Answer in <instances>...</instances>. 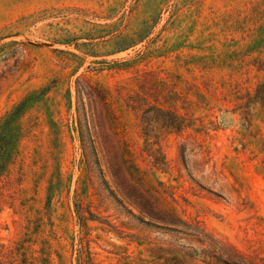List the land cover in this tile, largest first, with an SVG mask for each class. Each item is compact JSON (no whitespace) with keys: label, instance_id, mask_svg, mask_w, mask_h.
I'll return each mask as SVG.
<instances>
[{"label":"rangeland","instance_id":"obj_1","mask_svg":"<svg viewBox=\"0 0 264 264\" xmlns=\"http://www.w3.org/2000/svg\"><path fill=\"white\" fill-rule=\"evenodd\" d=\"M3 43L19 65L0 78V116L37 95L0 189V243L15 258L5 264H264V107L250 103L264 74V0H0ZM0 53L2 72L5 44ZM79 75L107 92L157 204L115 199L98 172L86 175L66 126ZM158 77L192 112L180 133L145 135L125 104ZM50 115L64 124L57 134Z\"/></svg>","mask_w":264,"mask_h":264},{"label":"trees","instance_id":"obj_2","mask_svg":"<svg viewBox=\"0 0 264 264\" xmlns=\"http://www.w3.org/2000/svg\"><path fill=\"white\" fill-rule=\"evenodd\" d=\"M4 44L5 69L0 72V78L5 72L18 68L19 65L17 63L12 66L8 65L7 59L9 55L11 56V53H8L11 48L9 45H13V43H3L0 47L4 46ZM16 62H18L17 59ZM256 67L264 73V59H258ZM157 82H160L159 77L150 83V91H144L143 93L135 92L134 94L127 95L125 99V104L128 107L140 109V121L143 133L145 135L150 134L155 125H158L162 130L176 133H180L185 128L192 126L190 117V113L192 112L190 108L182 105L181 108H183L184 112H180L176 101L173 99L175 95L171 96L172 93H164L163 88H159L158 90ZM163 84L164 82L162 81L161 86ZM74 91V108L67 118L66 126L71 132V140L76 143L75 148L79 154L80 163H83L86 167V175L98 172L100 180L106 183L109 194L115 199L118 198L116 193L118 192L130 203L136 205L133 194H139L147 203L157 204V197L145 186L138 167L130 157L127 146L118 137L119 120L108 101L107 92L82 75L76 77ZM151 92L154 94L152 95L154 96L152 101L148 98ZM165 96L169 97L168 101ZM161 98L164 101H160ZM35 99H37V95L26 96L16 106L0 116V189L5 185V183H2L5 178V172L18 152L17 143L21 135L20 119L27 107ZM71 102V99H69L70 105ZM167 103L168 105L165 106L164 104ZM250 103L259 104L264 107V74L255 87ZM242 108L241 113L248 120L250 107L245 104ZM49 121L53 131L56 134L59 133L61 127L64 125L62 121L55 119L53 115H50ZM99 151L101 152V156L99 155ZM101 160L106 165L115 189H112L105 179ZM74 204L77 218L82 220L84 218L85 202L77 190H75ZM141 208L144 216L150 219L157 218L146 207ZM13 252L12 248H6L5 252V245L0 243V264H5V253L14 261Z\"/></svg>","mask_w":264,"mask_h":264}]
</instances>
